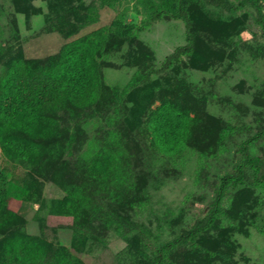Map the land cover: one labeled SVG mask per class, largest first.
I'll return each instance as SVG.
<instances>
[{"label":"rangeland","instance_id":"rangeland-1","mask_svg":"<svg viewBox=\"0 0 264 264\" xmlns=\"http://www.w3.org/2000/svg\"><path fill=\"white\" fill-rule=\"evenodd\" d=\"M181 8L190 27L174 17ZM79 37L98 47L106 94L53 113L58 134L45 143L56 149L38 167L0 148L1 167L33 183L0 229V257L25 235L80 264H264V0H0V75L14 58L49 61ZM182 45L189 50L156 72ZM166 101L194 120L173 152L148 124ZM245 144L256 166L225 191L224 212L184 238L213 209L223 177L243 168ZM101 154L114 159L108 172L95 166Z\"/></svg>","mask_w":264,"mask_h":264},{"label":"trees","instance_id":"trees-1","mask_svg":"<svg viewBox=\"0 0 264 264\" xmlns=\"http://www.w3.org/2000/svg\"><path fill=\"white\" fill-rule=\"evenodd\" d=\"M160 16L161 13L155 12L151 21ZM174 17L184 18L190 27L185 9H179ZM97 48L94 40L79 37L64 44L59 56L49 61L18 57L5 66L0 75L1 154L25 169L38 167L42 155L56 149L53 144L45 143V140L58 134L53 113L86 107L104 97L106 89L95 58ZM188 50L187 45L179 46L167 56L163 67L156 72L170 67ZM150 77L151 73L143 79L148 81ZM193 122L179 105L171 101L158 107L148 120L156 144L168 152L176 151L184 145L190 137ZM243 148V168H239L237 174L229 173L223 177L213 209L184 234V238L193 239L207 229L224 212L221 202L225 191L243 176L244 167L249 169L256 166L257 159L249 153L247 145ZM112 161L114 159L110 155L101 154L95 166L98 170L108 172ZM32 185L29 173L14 178L0 165V229L15 222L23 202L32 196ZM91 211L101 218L121 220L99 209L92 208ZM43 243L42 239L33 236L12 237L2 248L0 264H80L69 249L58 247L49 251L48 244Z\"/></svg>","mask_w":264,"mask_h":264},{"label":"crops","instance_id":"crops-1","mask_svg":"<svg viewBox=\"0 0 264 264\" xmlns=\"http://www.w3.org/2000/svg\"><path fill=\"white\" fill-rule=\"evenodd\" d=\"M66 44V43H65Z\"/></svg>","mask_w":264,"mask_h":264}]
</instances>
